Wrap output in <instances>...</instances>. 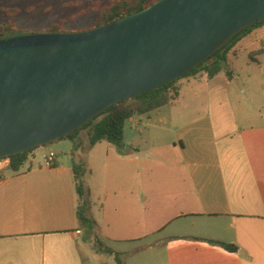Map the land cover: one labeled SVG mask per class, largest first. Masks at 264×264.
<instances>
[{
  "label": "crops",
  "instance_id": "1",
  "mask_svg": "<svg viewBox=\"0 0 264 264\" xmlns=\"http://www.w3.org/2000/svg\"><path fill=\"white\" fill-rule=\"evenodd\" d=\"M232 52L230 75L183 78L169 104L130 119L124 151L87 150L95 235L78 221L73 154L48 168L36 149L2 171L0 264H117L95 236L125 264H264V41L242 82Z\"/></svg>",
  "mask_w": 264,
  "mask_h": 264
},
{
  "label": "water",
  "instance_id": "2",
  "mask_svg": "<svg viewBox=\"0 0 264 264\" xmlns=\"http://www.w3.org/2000/svg\"><path fill=\"white\" fill-rule=\"evenodd\" d=\"M264 20V0H159L89 30L0 39V160L179 80Z\"/></svg>",
  "mask_w": 264,
  "mask_h": 264
},
{
  "label": "trees",
  "instance_id": "3",
  "mask_svg": "<svg viewBox=\"0 0 264 264\" xmlns=\"http://www.w3.org/2000/svg\"><path fill=\"white\" fill-rule=\"evenodd\" d=\"M157 1L159 0H131L123 2L120 0H114L112 4L107 6V8L103 9V14L101 15L102 20L98 23L97 27L115 22L126 16H130L132 14L143 11L144 9L154 5ZM84 9L85 8H83V10ZM98 9V7L87 8L86 10H84L86 12L79 16H85L95 13V11H97ZM263 26L264 20L245 29L237 36H235L231 41H229L221 50L214 54L210 59L195 68L183 78L194 76L200 72H206L209 75V78H213L216 75L221 74L222 72H226L228 73V75H230L228 55L245 37L252 34L255 30L262 28ZM2 31L5 32L4 35H24L21 32V29H17L16 25L11 24V22H9L8 24L5 23V25L2 27ZM47 33H69V31H66L63 25L55 24ZM179 80L171 82L157 90L141 95L135 99L122 102L118 105L111 107L110 109L103 112L101 115L97 116L87 125L79 129L75 133L71 134L68 138L73 137V135L79 136L83 131L87 130V135L89 137V145L87 147V150H90L98 143L106 141L110 144L117 146L120 151H124L126 148V123L137 115L155 111L169 104L176 95L175 86ZM79 147H81V145ZM34 150L11 157V170L16 173L20 172L21 169L27 164L29 156ZM73 172L76 185V192L78 195L77 217L80 223V228L95 235L94 231L97 227V223L91 214L92 198L90 188L86 182V176L88 174L86 164L83 162H80L78 164L74 163ZM95 239L97 247L101 252L114 256L117 264H125V254L115 252L114 250L106 246L96 236ZM209 243L220 246L230 253H236L239 250L237 246L232 244H226L216 241H209Z\"/></svg>",
  "mask_w": 264,
  "mask_h": 264
},
{
  "label": "rangeland",
  "instance_id": "4",
  "mask_svg": "<svg viewBox=\"0 0 264 264\" xmlns=\"http://www.w3.org/2000/svg\"><path fill=\"white\" fill-rule=\"evenodd\" d=\"M114 0H0V39L14 36L4 35L2 27L5 23L15 24L21 29L24 35L47 33L55 24L63 25L69 32H78L96 28L102 20L103 9L112 4ZM131 1V0H120ZM98 7L95 13L84 14L87 8ZM83 8H85L83 10ZM73 20V21H72ZM261 32V31H260ZM256 32L246 38L230 56L231 66L241 75V82L248 72V65L252 61L250 53L262 47L263 33ZM257 34V35H256ZM4 35V36H3ZM3 36V37H2ZM255 36V37H254ZM254 38V40H253ZM258 61L264 62L261 56L255 57ZM264 105V104H263ZM264 113V111H263ZM131 123L126 125L125 133L131 136ZM87 130L81 135H73L71 138L59 140L40 149V154H48L50 151L56 154V160L71 161L72 154L75 162L85 163V154L89 145ZM81 145V147H79ZM128 146V145H126ZM41 154V155H42ZM41 157V156H40ZM55 160V161H56ZM86 164V163H85Z\"/></svg>",
  "mask_w": 264,
  "mask_h": 264
},
{
  "label": "built area",
  "instance_id": "5",
  "mask_svg": "<svg viewBox=\"0 0 264 264\" xmlns=\"http://www.w3.org/2000/svg\"><path fill=\"white\" fill-rule=\"evenodd\" d=\"M44 159H45V166L48 168H52L56 160V154L50 151L48 154L44 155ZM10 165H11L10 158L0 160V180H1L2 171H4L7 168H10Z\"/></svg>",
  "mask_w": 264,
  "mask_h": 264
}]
</instances>
